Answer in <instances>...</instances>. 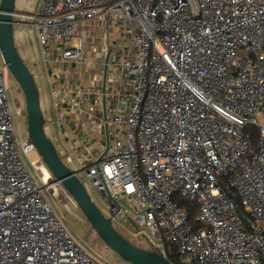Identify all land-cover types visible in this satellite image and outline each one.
I'll use <instances>...</instances> for the list:
<instances>
[{
  "label": "built area",
  "instance_id": "built-area-1",
  "mask_svg": "<svg viewBox=\"0 0 264 264\" xmlns=\"http://www.w3.org/2000/svg\"><path fill=\"white\" fill-rule=\"evenodd\" d=\"M22 17L58 128L99 114L68 146L103 214L174 264H264V0H42ZM6 73L0 50V264H110L39 182Z\"/></svg>",
  "mask_w": 264,
  "mask_h": 264
},
{
  "label": "water",
  "instance_id": "water-1",
  "mask_svg": "<svg viewBox=\"0 0 264 264\" xmlns=\"http://www.w3.org/2000/svg\"><path fill=\"white\" fill-rule=\"evenodd\" d=\"M23 15L15 10V0H0V50L13 79L20 87L27 119L26 133L29 141L52 175L50 183H60L80 209L102 242L130 264H174L159 252L145 249L123 236L109 216H105L86 190L76 172L67 166L44 130L38 87L34 76L21 59L14 43L13 25L20 24L16 17ZM233 199L235 196L231 194ZM237 211L243 222L249 221Z\"/></svg>",
  "mask_w": 264,
  "mask_h": 264
},
{
  "label": "rangeland",
  "instance_id": "rangeland-1",
  "mask_svg": "<svg viewBox=\"0 0 264 264\" xmlns=\"http://www.w3.org/2000/svg\"><path fill=\"white\" fill-rule=\"evenodd\" d=\"M41 2L42 0H15V10L21 14L23 13V15L28 14L34 16L37 15ZM16 20H19L21 23L13 25L14 43L21 59L33 74L37 84L40 107L42 111V117L44 119L45 133L52 141L62 161L72 169L74 161L73 156H70V159H68L60 152L61 144L58 140L57 124L54 121L55 116L49 91L50 88L48 86V76H46L47 68H45L46 65L43 62L41 46L37 41L36 31L34 27L29 24L31 22V18L20 16L16 17ZM5 82L8 87H11L9 92L15 115H17V129L23 141L26 143L28 142V136L26 133L27 119L22 91L17 82L14 79H11L10 73L5 74ZM48 117H51V119H47ZM52 117L54 118L52 119ZM30 158L32 160H37L36 164H32V168L34 172H37V170L41 171V177H38L39 182L42 185H46L48 182H51L53 179L52 175L45 166L39 154L37 157L35 153H32ZM84 185L87 188L88 193L91 194L95 204L103 213L106 214V210L103 207L99 197L93 192V190L89 188V186H87L85 183ZM49 197L54 202V207L63 218L68 230L77 239L84 242L85 245L95 252L98 257L106 260L110 264H130L123 260L118 254H116L102 242L96 232L91 229L89 222L86 220L80 209L76 206L75 202L64 194L63 190L58 184H52L49 191ZM113 226L131 241H135L138 245L144 247L145 249L149 247L148 240L145 239L144 236L140 234H135L136 236L129 235L126 233V226H120V224H116L115 222H113Z\"/></svg>",
  "mask_w": 264,
  "mask_h": 264
},
{
  "label": "crops",
  "instance_id": "crops-1",
  "mask_svg": "<svg viewBox=\"0 0 264 264\" xmlns=\"http://www.w3.org/2000/svg\"><path fill=\"white\" fill-rule=\"evenodd\" d=\"M23 14V13H22ZM46 68V67H45ZM46 70V69H45ZM48 70V69H47ZM46 70V76H48V72ZM48 86H49V82H48ZM50 91V90H49ZM51 95V94H50ZM52 99V98H51ZM54 112V111H53ZM52 112V114H53ZM71 114H73V111L70 112ZM98 116L99 114L95 111V107L93 104L87 106V110L85 113L80 114V116L78 115L77 117L70 115L72 120L70 122V124L68 126H66V128H64L65 130L62 131L58 128L57 126V132H58V140L61 144V149L60 152L61 154H64V156L68 159H70V156H73V152L70 149V147L68 146L69 143H72V145H74L73 140L78 143L79 140L81 141H86L87 139L90 142H93L92 140V130L93 128H90L89 130L87 129V132L84 134H80L78 132V128H81L83 124H86L88 127H92L93 125V115ZM55 116V113H54ZM54 117H52L53 119ZM68 118V117H67ZM47 119H51V117H48ZM55 121V120H54ZM68 135V136H67ZM88 135V138H87ZM80 141V142H81ZM93 143L90 144V146ZM74 163V161H73Z\"/></svg>",
  "mask_w": 264,
  "mask_h": 264
},
{
  "label": "trees",
  "instance_id": "trees-1",
  "mask_svg": "<svg viewBox=\"0 0 264 264\" xmlns=\"http://www.w3.org/2000/svg\"><path fill=\"white\" fill-rule=\"evenodd\" d=\"M43 121H44V119H43ZM245 131H246V133L248 134V135H250V138L252 139V141L253 142H255V140H256V136H257V130H256V128H254V127H246V129H245ZM29 140V139H28ZM179 204H182L183 206H186L188 209H189V215L190 216H192V214H193V210H194V207H195V205H194V203L192 204H188L187 202H185V201H180L179 202ZM240 209H241V211L243 212V210H242V208L240 207ZM123 235V234H122ZM124 236V235H123ZM127 238V237H126ZM129 241H131L129 238H127ZM131 242H133L134 244H136V245H138L135 241H131ZM138 246H140V245H138ZM142 247V246H141ZM144 248V247H143ZM147 249H149V250H152V246L149 244V247L147 248ZM169 259L171 260V261H173V262H175V260H174V258H172V257H169Z\"/></svg>",
  "mask_w": 264,
  "mask_h": 264
}]
</instances>
